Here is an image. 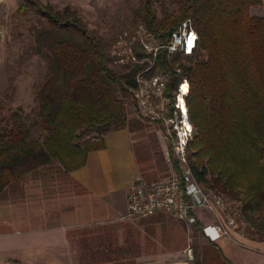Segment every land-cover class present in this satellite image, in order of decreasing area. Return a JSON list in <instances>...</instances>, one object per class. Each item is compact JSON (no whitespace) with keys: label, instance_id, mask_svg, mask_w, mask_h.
<instances>
[{"label":"trees","instance_id":"trees-1","mask_svg":"<svg viewBox=\"0 0 264 264\" xmlns=\"http://www.w3.org/2000/svg\"><path fill=\"white\" fill-rule=\"evenodd\" d=\"M139 2L138 20L160 41L191 20L198 35L192 52L167 56L161 50L155 66L168 75V92L187 79L194 128L188 157L196 178L240 200L252 223L246 237L264 239V17L250 12L262 0H170L176 9L164 8L159 21L153 0ZM15 13L34 16L30 50L44 71L34 85L35 110L17 106L8 121L2 111L15 85L7 78L0 99V196L22 193L27 178L67 175L102 147L107 132L132 130L122 98L131 95L134 75L146 65L145 59L117 64L111 50L121 33L105 44L68 5L53 9L40 0H18ZM168 152L177 166L170 145ZM201 227L191 225L192 235L202 237ZM208 242L210 256L196 246L191 264H230L218 244Z\"/></svg>","mask_w":264,"mask_h":264},{"label":"crops","instance_id":"crops-1","mask_svg":"<svg viewBox=\"0 0 264 264\" xmlns=\"http://www.w3.org/2000/svg\"><path fill=\"white\" fill-rule=\"evenodd\" d=\"M250 12L264 17V0ZM134 133L127 127L107 132L102 147L66 175L72 192L63 200L45 196L42 182L29 178L22 193L0 196V264H190L170 231L158 230L167 222L163 213L122 218L128 187L153 180L143 173L146 161L137 154ZM154 136L165 154L168 142L161 130ZM238 240L217 241L230 264H264V239Z\"/></svg>","mask_w":264,"mask_h":264},{"label":"built area","instance_id":"built-area-1","mask_svg":"<svg viewBox=\"0 0 264 264\" xmlns=\"http://www.w3.org/2000/svg\"><path fill=\"white\" fill-rule=\"evenodd\" d=\"M168 32L163 42L138 23L131 32L120 34L111 50L119 65L141 63L145 59L146 65L135 73V86L131 89L136 111L140 119L161 128L177 162L175 166L167 150L164 154L169 168L167 175L140 180L128 187L126 211L122 218L142 219L163 213L181 221L187 228L200 222L201 234L207 241L216 242L228 237L237 243L238 237H246L251 228L243 216L241 201L204 187L196 178L188 158V144L194 128L186 105L187 79L182 78L170 93L167 91L168 75L163 70H155L159 51L165 50L167 56L190 54L198 35L189 18ZM202 213L211 215L212 221H206ZM182 253L188 261L192 260L190 243Z\"/></svg>","mask_w":264,"mask_h":264},{"label":"rangeland","instance_id":"rangeland-1","mask_svg":"<svg viewBox=\"0 0 264 264\" xmlns=\"http://www.w3.org/2000/svg\"><path fill=\"white\" fill-rule=\"evenodd\" d=\"M17 1L0 0V99L3 96L9 76L13 77L15 85L14 94L2 111L3 120L6 121L10 119L11 111L15 110L17 106L23 107L25 112L35 110L34 85L41 80L44 71L43 61L30 50L32 43L31 26L36 23V20L31 13H15ZM40 1L51 5L53 9H61L68 5L72 9L77 10L89 29L108 45H111L117 34L131 32L136 24L141 23L137 16L139 0ZM152 3L156 10L157 21L163 17L164 8L169 11L176 9V6L172 5L170 0H153ZM114 69L118 68L114 66ZM170 93H173L172 90ZM122 99L126 110L125 115L130 121L132 130L136 133V135L134 133V136L138 139L136 142L137 154L140 159L145 157L146 162H141V166L144 167L142 169L143 173L147 174L146 176H149L150 179L153 178V180L167 175L169 168L154 136L155 131L161 130V128L157 124L147 123L139 118L132 94ZM88 135L92 136L91 133ZM189 154L190 151L188 150V156ZM147 162L152 164L147 165ZM42 184L45 196L50 195L55 198V201L63 200L72 192L70 180L66 175L46 178ZM206 216V221H212L211 215L206 214ZM257 216L258 212H255L253 218L256 219ZM163 217L167 222L164 225L159 224L158 230L163 234H167L170 231L173 243L181 244L182 250L190 243L193 253L192 260L188 261L190 264L194 259V248L196 246H199V249L201 247L202 252L206 250L207 255L210 256L209 242L203 236H193L190 227L181 226L180 229L173 223L176 220L166 215H163ZM211 263L217 264L216 262Z\"/></svg>","mask_w":264,"mask_h":264},{"label":"water","instance_id":"water-1","mask_svg":"<svg viewBox=\"0 0 264 264\" xmlns=\"http://www.w3.org/2000/svg\"><path fill=\"white\" fill-rule=\"evenodd\" d=\"M169 33V32H168Z\"/></svg>","mask_w":264,"mask_h":264}]
</instances>
